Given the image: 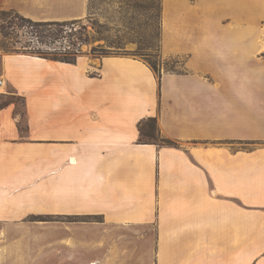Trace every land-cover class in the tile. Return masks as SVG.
Here are the masks:
<instances>
[{
	"label": "crops",
	"instance_id": "crops-1",
	"mask_svg": "<svg viewBox=\"0 0 264 264\" xmlns=\"http://www.w3.org/2000/svg\"><path fill=\"white\" fill-rule=\"evenodd\" d=\"M89 4L0 0L40 23ZM163 31L181 72L3 56L24 113L0 103V234L60 231L53 264H264V0H164ZM149 118L178 147L141 144Z\"/></svg>",
	"mask_w": 264,
	"mask_h": 264
},
{
	"label": "rangeland",
	"instance_id": "rangeland-1",
	"mask_svg": "<svg viewBox=\"0 0 264 264\" xmlns=\"http://www.w3.org/2000/svg\"><path fill=\"white\" fill-rule=\"evenodd\" d=\"M163 9L164 0H90L87 18L72 26L75 30L86 27L89 36V44L81 47L80 57L85 55L94 58L105 57L101 55V51L104 50L110 54L139 58L147 64V60L156 63L158 73L161 74L181 72L183 60L167 57L164 53ZM11 12L0 6V79L3 56L24 53V47L30 45L32 40L31 45H37L36 39L28 34V30L12 29L8 32L7 29H2L3 19L6 18L4 13L8 15ZM100 26H107L108 30L100 29ZM60 45L55 43L52 48ZM94 49L99 52L94 53ZM2 90L1 105L15 103L17 112L24 113V101L11 93L6 94L5 88ZM35 220L47 219L44 217L31 219ZM62 236L60 231L46 230L44 226H28L23 231L0 234V264H30L40 248H43V251L37 256L38 264H43L44 258L50 259L49 264H53L52 260L57 258L55 252L60 247ZM49 243L53 248L47 250L46 244Z\"/></svg>",
	"mask_w": 264,
	"mask_h": 264
},
{
	"label": "trees",
	"instance_id": "trees-1",
	"mask_svg": "<svg viewBox=\"0 0 264 264\" xmlns=\"http://www.w3.org/2000/svg\"><path fill=\"white\" fill-rule=\"evenodd\" d=\"M3 19L2 29L9 30H28V34L36 39L37 45H27L24 47V53H29L43 59L52 60L67 64H76L81 55V47L89 44V36L86 33V27L75 30L72 26L79 24L80 21L70 22H49L40 23L27 19L18 13L11 12ZM100 29H107V26H100ZM8 34V33H7ZM6 35V34H5ZM10 35V34H8ZM55 43H60L59 47L52 48ZM66 43V44H65ZM94 53L99 50L94 49ZM102 52V56H124L122 54H110ZM148 59V57H145ZM149 66L158 75V66L156 63L148 61ZM173 71V70H172ZM174 72V71H173ZM176 73V72H174ZM6 106V105H1ZM140 143L152 144L157 146L178 147V143L164 138L158 126L156 118H149L139 125Z\"/></svg>",
	"mask_w": 264,
	"mask_h": 264
},
{
	"label": "built area",
	"instance_id": "built-area-1",
	"mask_svg": "<svg viewBox=\"0 0 264 264\" xmlns=\"http://www.w3.org/2000/svg\"><path fill=\"white\" fill-rule=\"evenodd\" d=\"M6 87V83L5 81L1 78L0 79V94L3 92L2 89H4Z\"/></svg>",
	"mask_w": 264,
	"mask_h": 264
}]
</instances>
